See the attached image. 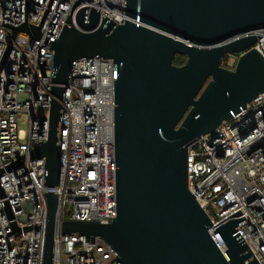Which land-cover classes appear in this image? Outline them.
I'll return each instance as SVG.
<instances>
[{
    "label": "water",
    "instance_id": "1",
    "mask_svg": "<svg viewBox=\"0 0 264 264\" xmlns=\"http://www.w3.org/2000/svg\"><path fill=\"white\" fill-rule=\"evenodd\" d=\"M123 13L115 25L74 0L51 44L48 137L31 158L45 159V184L56 186L59 100L71 67L83 57L111 59L116 217L57 226V196L45 194L41 264H52L57 231L100 238L121 264H259L235 230L240 210L213 226L190 193L187 152L264 92V58L249 49L264 35V0H124ZM17 33L41 38L26 23L12 27ZM175 55L185 63L174 65ZM225 55H238L233 69L221 66Z\"/></svg>",
    "mask_w": 264,
    "mask_h": 264
},
{
    "label": "built area",
    "instance_id": "2",
    "mask_svg": "<svg viewBox=\"0 0 264 264\" xmlns=\"http://www.w3.org/2000/svg\"><path fill=\"white\" fill-rule=\"evenodd\" d=\"M73 1L0 0V264H41L47 193L57 196V226L107 224L116 217L111 59L83 57L71 67L59 100L56 186L45 184V159L31 158L48 137L51 44ZM82 1L115 25L124 23V0ZM23 23L40 27L41 38L32 41L23 33L12 38V27ZM253 48L264 58V35ZM234 66L232 61L228 67ZM22 115L26 130L17 125ZM187 186L213 226L240 210L245 220L235 230L251 257L264 264V92L189 147ZM117 260L98 237L90 242L55 233L52 264H121Z\"/></svg>",
    "mask_w": 264,
    "mask_h": 264
},
{
    "label": "trees",
    "instance_id": "3",
    "mask_svg": "<svg viewBox=\"0 0 264 264\" xmlns=\"http://www.w3.org/2000/svg\"><path fill=\"white\" fill-rule=\"evenodd\" d=\"M229 55H225V57L222 59L221 66L228 67L231 62H229ZM185 63V57L181 55H175L173 59V64L176 66H181Z\"/></svg>",
    "mask_w": 264,
    "mask_h": 264
},
{
    "label": "rangeland",
    "instance_id": "4",
    "mask_svg": "<svg viewBox=\"0 0 264 264\" xmlns=\"http://www.w3.org/2000/svg\"><path fill=\"white\" fill-rule=\"evenodd\" d=\"M230 56H231V58H229V62L233 61L234 65H235L238 56H236V55L235 56L230 55ZM17 125H18L19 129L26 130L27 129V116L22 115V117L20 119H18Z\"/></svg>",
    "mask_w": 264,
    "mask_h": 264
},
{
    "label": "flooded vegetation",
    "instance_id": "5",
    "mask_svg": "<svg viewBox=\"0 0 264 264\" xmlns=\"http://www.w3.org/2000/svg\"><path fill=\"white\" fill-rule=\"evenodd\" d=\"M230 56V55H229ZM235 56V55H234ZM236 56H238V55H236ZM230 58H231V56H230ZM225 68H227V69H231L230 67H225Z\"/></svg>",
    "mask_w": 264,
    "mask_h": 264
}]
</instances>
